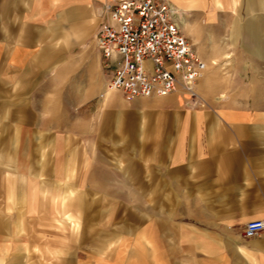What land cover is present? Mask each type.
<instances>
[{"label": "crops", "instance_id": "obj_1", "mask_svg": "<svg viewBox=\"0 0 264 264\" xmlns=\"http://www.w3.org/2000/svg\"><path fill=\"white\" fill-rule=\"evenodd\" d=\"M114 1L0 0V264H264V110L222 76L264 58V0H170L206 68L133 99L95 39Z\"/></svg>", "mask_w": 264, "mask_h": 264}, {"label": "built area", "instance_id": "obj_2", "mask_svg": "<svg viewBox=\"0 0 264 264\" xmlns=\"http://www.w3.org/2000/svg\"><path fill=\"white\" fill-rule=\"evenodd\" d=\"M110 90L126 99L163 97L175 91L195 96L206 68L180 30L170 0H117L104 5L95 34ZM264 231V218L246 222L243 235Z\"/></svg>", "mask_w": 264, "mask_h": 264}, {"label": "rangeland", "instance_id": "obj_3", "mask_svg": "<svg viewBox=\"0 0 264 264\" xmlns=\"http://www.w3.org/2000/svg\"><path fill=\"white\" fill-rule=\"evenodd\" d=\"M257 53H264V47H258ZM251 72L242 75L224 73L222 76L229 79V81L237 84L235 79L240 78L244 82V87L235 89L240 94L250 95L256 101V108L264 110V58L256 59L254 63H251ZM224 71L226 70L223 69ZM239 80V81H240ZM242 82V83H243ZM225 95L226 91H222Z\"/></svg>", "mask_w": 264, "mask_h": 264}]
</instances>
